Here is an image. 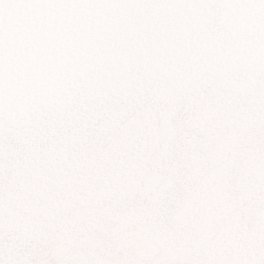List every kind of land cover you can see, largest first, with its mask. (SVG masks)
Returning a JSON list of instances; mask_svg holds the SVG:
<instances>
[{"label":"snow or ice","instance_id":"1","mask_svg":"<svg viewBox=\"0 0 264 264\" xmlns=\"http://www.w3.org/2000/svg\"><path fill=\"white\" fill-rule=\"evenodd\" d=\"M0 264H264V0H0Z\"/></svg>","mask_w":264,"mask_h":264}]
</instances>
